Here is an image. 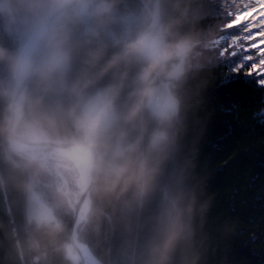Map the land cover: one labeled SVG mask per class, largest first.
Here are the masks:
<instances>
[{"label":"clouds","instance_id":"1","mask_svg":"<svg viewBox=\"0 0 264 264\" xmlns=\"http://www.w3.org/2000/svg\"><path fill=\"white\" fill-rule=\"evenodd\" d=\"M246 3L209 26L202 0H0V191L24 208L9 259L197 264L211 196L181 90L238 53Z\"/></svg>","mask_w":264,"mask_h":264},{"label":"trees","instance_id":"2","mask_svg":"<svg viewBox=\"0 0 264 264\" xmlns=\"http://www.w3.org/2000/svg\"><path fill=\"white\" fill-rule=\"evenodd\" d=\"M202 2L209 26L229 18L237 5V0ZM239 15L242 19L231 23L243 26L240 47L253 59L237 73L243 61L238 49V55L230 53L181 90L188 104L182 154L195 157L202 178L200 203L211 196L197 235V264H264V77L250 68L253 63L259 68L264 54V0H247ZM234 26L231 33L237 32ZM249 71L253 75L245 74ZM228 75L235 83L225 89L221 81ZM23 210L17 193L0 191V264H17L7 257L4 233L22 222Z\"/></svg>","mask_w":264,"mask_h":264},{"label":"snow or ice","instance_id":"3","mask_svg":"<svg viewBox=\"0 0 264 264\" xmlns=\"http://www.w3.org/2000/svg\"><path fill=\"white\" fill-rule=\"evenodd\" d=\"M240 19H242V16L238 14L236 17V20L239 21ZM231 26H233V25H230V27ZM249 35H250V33H249ZM233 46L237 47L239 49L240 53H243V61L240 64V66L235 70L237 73H239V72L243 71L245 61H250L253 59V57L251 55H249L244 48H241L238 42H234ZM232 55L235 56V55H238V53L233 52ZM250 68L255 69L256 73L259 76L264 77V54H262V56L259 60V68H257V65L255 63L251 64ZM245 74L253 75V72L249 71L248 73H245ZM229 78H232V80L230 81ZM234 83H235L234 75L225 76L221 81V84L225 89H229L232 86V84H234Z\"/></svg>","mask_w":264,"mask_h":264},{"label":"water","instance_id":"4","mask_svg":"<svg viewBox=\"0 0 264 264\" xmlns=\"http://www.w3.org/2000/svg\"><path fill=\"white\" fill-rule=\"evenodd\" d=\"M92 263H94V260L92 261Z\"/></svg>","mask_w":264,"mask_h":264},{"label":"rangeland","instance_id":"5","mask_svg":"<svg viewBox=\"0 0 264 264\" xmlns=\"http://www.w3.org/2000/svg\"><path fill=\"white\" fill-rule=\"evenodd\" d=\"M91 264H94V263L91 262Z\"/></svg>","mask_w":264,"mask_h":264}]
</instances>
